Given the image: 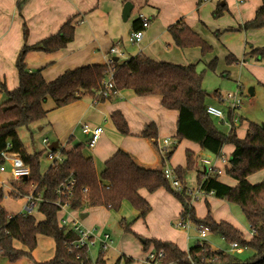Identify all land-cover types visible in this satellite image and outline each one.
<instances>
[{"label":"trees","instance_id":"obj_1","mask_svg":"<svg viewBox=\"0 0 264 264\" xmlns=\"http://www.w3.org/2000/svg\"><path fill=\"white\" fill-rule=\"evenodd\" d=\"M201 0H198L200 3ZM21 1L18 0L19 8ZM224 5H218L212 12L214 18L219 17ZM76 16L67 18L58 30L34 44L25 43L26 27L23 25L24 43L16 59L18 85L7 90L0 81V93L4 99L0 102V152L17 153L29 166L26 179L11 180L13 187L10 196L17 199L32 193L39 195L41 201L37 211L43 216L36 221L28 212L9 214L0 205V256L9 261L21 258L32 259L31 251L36 245V236L42 235L52 239L53 256L44 261H33V264H106L105 251L99 250L94 261L88 257L85 246L71 249L68 243L77 234L66 227L58 225L59 204L66 203L71 210H82L84 207L102 206L117 212L122 202L126 201L137 211L135 218L127 222L119 219L123 231L131 233L140 243L141 250L151 248L163 252V261L167 264H264V178L250 183L247 177L264 169V129L259 123L247 121L243 137H238L231 124L226 132L217 128L211 115L206 112L207 92L202 87L203 71H197L194 64H175L157 61L139 52L124 62L112 60L110 63H92L66 69L54 79L47 81L41 70H28L25 55L28 51L54 52L64 48L73 39ZM141 26V18L136 20ZM242 29L264 28V0L255 10L253 18L241 25ZM175 45L180 48L200 46L202 51L208 50L206 43L184 22H177L167 27ZM264 58V46L251 48L245 58ZM236 58L229 54L226 64L236 63ZM112 69L114 89H129L137 96L159 95L160 103L167 109L176 110L175 141L164 152L157 168L136 164L125 152L117 150L104 163L97 174L91 157L83 153L84 146L76 143L72 147L58 145L53 153L59 151V159H54L47 169L41 173L39 157L42 151L26 152L18 136V128L28 126L46 117L49 109L44 108L48 98L52 99V109L71 104L84 97H91L93 102H102L108 97L97 94L101 81L106 77L108 68ZM235 117L233 110L226 108V120ZM110 119L120 134H128L129 129L123 115L119 111L110 113ZM239 122L242 118H238ZM163 153L157 141V127L153 122L145 124L140 132ZM181 139L197 143L200 149L208 154L219 156L221 148L231 144L233 150L229 156V166L225 173L236 180L234 186L220 182L215 170L209 173H197V185L205 193L211 192L215 198L237 205L251 232L246 240L243 233L229 222L213 219L208 204L204 217L195 216L190 204V196L184 184L185 176L192 171L197 157L185 151L186 164L173 170L174 177L181 185L175 190L165 177L163 169L169 156ZM68 137L66 143H70ZM1 161V158H0ZM69 175L75 178V185L69 194L58 196L55 189ZM163 188L171 193L179 202L181 210L179 219L189 220L199 230L218 234L227 244L235 243L238 247L248 248L253 253L241 260L231 252L223 249H212L205 240H197L187 251L181 250L175 243L156 238H145L131 229V223L137 218H145L150 205L138 193L139 189L147 192ZM2 192H0V200ZM57 200L59 202L57 203ZM14 243L20 244L17 248ZM133 258L119 254L112 264H131Z\"/></svg>","mask_w":264,"mask_h":264},{"label":"crops","instance_id":"obj_2","mask_svg":"<svg viewBox=\"0 0 264 264\" xmlns=\"http://www.w3.org/2000/svg\"><path fill=\"white\" fill-rule=\"evenodd\" d=\"M19 1H21V4L18 8V0H0V81L5 84L7 90H12L18 85L14 61L24 43L23 25H25L27 30L25 43L31 45L44 37L54 34L60 25L72 16H76L72 41L64 48L54 52L28 51L25 55L28 70L40 69L44 78L50 81L66 69L92 63H105L111 47H115L118 50V53L112 56L116 57L118 62H124L131 56L141 52L157 61L182 65L194 64L196 67L197 63L192 62V60L186 63L168 59L171 55L176 56L178 52L170 49L174 47H171L172 42H169L167 38L169 35L167 27L178 20L184 22L192 31L200 34L205 40L209 38V34L212 31L218 32L219 39L226 48V56L229 54L233 55L237 59L236 66H245L251 72L254 68L259 69L258 64L251 62L255 61V58L244 59V54L251 48L264 46V28L245 30L241 28V25L253 18L255 10L261 5V0H201L200 3H198V0ZM125 2H130L132 8L126 19H123L122 9ZM218 5H224L225 7L222 14L214 18L212 12ZM141 17H147L149 25L144 29L143 35L137 44L130 43L128 41L129 33L134 30L135 26L139 25L136 20ZM233 35L235 36V41H232ZM238 35H240V39L237 38ZM128 44H136V48L131 49L127 47ZM160 48L163 50H160ZM253 75L256 80L260 78L255 73ZM237 86L239 85L237 84ZM2 95L0 93V98ZM43 106L49 111L44 118V123L40 124V120L36 121L39 123V128L41 129V127L50 124L51 127H48L53 131L54 141L58 145L70 148L76 143H81L85 147L83 153L92 158L97 174L101 171L103 163L117 150L127 153L139 166L157 168L164 152L175 141L177 112L176 110L163 107L160 103V96L156 94L137 96L129 89H122L117 90L114 95H110L102 102H93L91 97H84L66 106L52 109L53 101L50 103L48 98ZM115 111H119L123 115L129 129L128 134H120L112 123L110 113ZM236 117L242 118V121H237L235 132L238 137H243L247 128V120L240 115L237 116V114ZM149 122H153L157 127V141L159 147L163 149V153L159 151L158 147L150 139L140 135L145 124ZM82 123L91 126L100 125L103 128L100 137L91 150L86 148L89 135L81 131ZM68 137H71L70 143H66ZM164 140H167L168 143L165 144ZM23 148L26 152H33L30 149H26L24 145ZM186 150L192 151L197 157L193 169L195 170L196 187L197 173L200 171L206 172L207 169L200 162L202 158L210 160L214 169H218L217 179L220 182L230 186L236 184V180L225 173V169L229 166L230 153L233 150L231 144L224 145L221 148L220 157H217L203 152L197 143L188 139H181L169 156L166 166L170 169H174L177 166L184 167L186 164ZM0 173L8 174L9 171L7 169L6 172ZM263 178L264 169H261L250 174L247 180L250 183H256ZM189 180L188 172L185 176L184 184L187 188L194 189L188 184ZM3 181L6 189H0V192H2V198L5 199L10 197L13 187L11 181ZM138 193L152 207L149 217L163 214L165 211L168 212L166 219L177 218L179 215L181 210L179 202L175 201L164 189L159 188L152 193L147 192L145 189H139ZM20 200L22 201V206L17 211L2 207L9 214L23 212L26 198L22 197ZM200 200V203H203L202 205L205 204L203 212L197 211L195 202L192 204L196 217L202 218L205 216L207 203L211 208V215L214 220H223L229 222L241 232L244 230L243 224L237 221L239 219L233 215L230 203L215 198L211 194L204 195ZM215 207L217 209H214ZM65 210L72 214H76L79 211L80 222L86 229L97 228L102 230L105 216L108 213V210L102 206L84 207L81 211H73L68 208H65ZM32 211L30 214L36 221L43 219V216L38 211L35 214ZM176 222L174 223L175 226ZM244 224H247L246 221ZM190 225L193 226L192 228H196L193 224ZM166 227L171 230L168 224ZM131 229L133 230V228ZM181 229H183L182 233H171L168 237V230L160 231L158 229L159 233H156L153 230H149L146 226L142 231L144 236H141L170 241L175 243L181 250L187 251L191 246L188 243L189 233L184 231V228ZM39 236L42 235H37L36 241ZM243 236L246 240L251 237L249 227L247 232L243 233ZM14 246L22 248L18 243H14ZM138 248L139 253L132 254L111 246V249H109L113 251L114 259L111 263L106 261V264L114 263L119 254L132 257L133 261L131 264H140V259L144 256L145 251L141 250L140 242L138 243ZM238 250H241V248ZM107 251H105L106 254ZM24 260L26 259H22L21 262Z\"/></svg>","mask_w":264,"mask_h":264},{"label":"rangeland","instance_id":"obj_3","mask_svg":"<svg viewBox=\"0 0 264 264\" xmlns=\"http://www.w3.org/2000/svg\"><path fill=\"white\" fill-rule=\"evenodd\" d=\"M197 33V32H195ZM238 33V32H233ZM169 34V32H168ZM197 35L206 43L208 46V50L202 51L200 46H191L186 48H180L173 43L172 37L170 34L167 36L169 42H172L171 50L178 52L176 56L168 57V59L177 60L180 62H196V70L203 71L202 78V87L207 92V105H213L217 108H220L223 112L224 117L226 118V108L232 110L231 101L232 99L238 100L239 103L234 108L235 116L237 114L245 118L247 121H253L261 124L264 122V58L255 59V61H251L255 64H258L259 69L254 68L251 72L250 69L240 66H236V63L226 64L225 56L227 54L224 43L219 39L218 32L212 31L209 35V40H205L200 34ZM240 39V35L237 36ZM232 41H235V36H232ZM243 41V40H242ZM242 43V42H241ZM137 44V43H136ZM136 44H128L127 47L131 49L136 48ZM158 46V44H157ZM160 50H163L160 48ZM165 50V49H164ZM236 55V54H234ZM254 60V59H253ZM15 63V61H14ZM15 67V66H14ZM227 72V73H226ZM259 75L260 78L257 80L253 75ZM237 84L239 86H237ZM227 94H231L232 97H226ZM4 95L0 98V102L2 101ZM49 102L52 103V99L49 98ZM214 124L217 128L223 132L227 130V126L217 117L211 116ZM237 118V117H236ZM239 118V117H238ZM45 119L40 120V124L44 123ZM239 122V119L237 120ZM236 121V124H238ZM39 123L33 122L28 126H22L18 128V136L23 142V145L26 149H30L31 151H42L39 157L40 164V172L42 173L47 169V167L51 164V159H48L47 153L48 149L46 144L42 142L44 138L47 139L48 143H51L55 140V136L53 135V131L48 127L50 124H47L45 127L39 128ZM42 126V125H41ZM51 127V126H50ZM125 135V134H123ZM85 150V147L84 149ZM86 153V151H85ZM6 172V171H5ZM189 185L194 189L196 188L195 181V170L189 172ZM3 180H12L11 175L8 173H0V189L5 190L6 185ZM163 189V188H162ZM166 191V190H165ZM152 193V192H151ZM175 201L176 198L169 192L166 191ZM22 201L20 198H2L0 200V205L5 209H9L12 211H17L21 209ZM178 202V201H177ZM201 200L195 201L196 209L198 212H203V208L205 204L200 203ZM231 208L233 210V215L236 216L237 221L243 224L242 232H247L248 226L245 223V218L240 210V208L231 204ZM20 207V208H19ZM152 207L150 206V210L145 216V218H137L131 223V228L135 233H139V235H143V230L147 226L149 230H153L156 233H159L163 230H168L169 234H177V232H181L180 227L175 226V222L179 219V215L177 218H167V213L164 212L160 215H155L149 217V213ZM210 213L212 214L211 208ZM214 209H217L215 207ZM74 211V210H73ZM81 211V210H80ZM217 211V210H216ZM33 214L37 212V205L33 208ZM79 211L76 214H72L70 212V216L74 219H77L79 222L81 218L79 216ZM135 211L129 203L124 201L122 206L118 212H114L113 210H108V213L105 216L104 226L102 228L103 232H106L110 235L112 243L111 246L117 248L118 250H122L124 252L137 254L139 253L138 243L139 241L130 233L122 230L121 225L119 224L118 219L123 217L127 222L132 221L135 218ZM148 216V220H147ZM69 217V216H68ZM118 217V218H117ZM98 218V217H97ZM177 219V220H176ZM82 224V222H80ZM171 228L167 229L166 225ZM83 225V224H82ZM193 226H189L184 231L189 233L188 243L189 245H193L197 240H205L211 248L213 249H225L235 255L237 258L241 260H246L252 255V251L248 248H241V250L231 248V244H227L223 238H221L218 234L209 233L204 239L199 238V231L196 228H192ZM111 249V248H110ZM108 249L106 254V261L111 263L114 259L113 251ZM98 244L96 243L94 246H90L88 250L89 258L94 261L96 255L98 253ZM32 259L21 258L19 260L9 261L5 257L0 256V264H33V261H44L48 260L53 256V242L50 238L39 236L36 241V245L34 249L31 251ZM22 259H26L21 262Z\"/></svg>","mask_w":264,"mask_h":264},{"label":"built area","instance_id":"obj_4","mask_svg":"<svg viewBox=\"0 0 264 264\" xmlns=\"http://www.w3.org/2000/svg\"><path fill=\"white\" fill-rule=\"evenodd\" d=\"M148 25H149V19L147 17H141L140 28L136 30H132L129 33L128 41L130 43L139 42L143 35L144 29L147 28ZM116 53H118V50L115 47H111L109 49V53L105 63L107 64L110 63L112 61V56ZM116 92L117 91L114 89L113 72L112 69L109 67L107 70L106 77L101 81V88L97 91V94L103 97H108L110 95H114ZM226 97H232V95L227 94ZM238 103H239L238 100L232 99L231 108L233 111L236 110L234 107L238 105ZM206 112L209 115L217 117L221 121H223L227 125L228 129L231 124H236V121L238 120V118H236L235 116L231 121H227L223 115L222 110L210 104L206 106ZM81 131L84 134L89 135L86 148L88 150H91L95 142L100 137L103 128L100 125L91 126L89 124L82 123ZM42 142L46 144V147L48 149V145L50 143H48L47 139L44 138ZM164 143L167 144L168 143L167 140H164ZM47 157L48 159H51V161L54 159H59L60 153L59 151L53 153L48 149ZM217 157H220V155ZM0 158H1L0 172H5L8 169L9 174L11 175L12 180L14 181H20L27 178L29 174V166L22 161L21 157L17 153L9 152V151H1ZM200 162L203 165H205L207 168L206 172L204 173H209L210 171L213 170H215L216 173H218V169L216 168L214 169V166L210 160L202 158ZM163 171L165 177L169 180L171 186L175 190L179 191L181 189V185L179 184L178 180L174 177L173 170L166 166L163 169ZM74 185H75V178L72 175H69L58 185V187L55 189V193L58 196H64L66 194H69L70 191L73 189ZM186 191L190 196L191 205L193 204V202L202 199L204 195L211 194V192L205 193L204 190L200 189L199 185H197L195 189L187 188ZM25 198H26V204L24 206V211L28 213H30L32 209L38 204V202L41 201V197L39 195L34 196L32 193L25 196ZM58 202L59 200H57V203ZM65 208L66 209L68 208L66 203L59 204L58 225L59 227L71 228L77 234L76 238L68 243V246L71 249H80L85 246L88 255V250L90 246H94L96 243L98 244V249L101 251H106L109 248H111L112 240L108 233L103 232L101 229H97V228L86 229L77 219L71 217L70 212H67ZM190 224L192 223L188 219L184 221L178 219L176 222L177 227L184 229H187L190 226ZM196 229L199 231V238L204 239L207 235V229L203 228L199 230V228L197 227ZM231 248L239 249L240 247H238L235 243H232ZM140 264H167V263L163 261V252L161 250L155 251L149 248L145 251L144 256L140 259Z\"/></svg>","mask_w":264,"mask_h":264},{"label":"water","instance_id":"obj_5","mask_svg":"<svg viewBox=\"0 0 264 264\" xmlns=\"http://www.w3.org/2000/svg\"><path fill=\"white\" fill-rule=\"evenodd\" d=\"M132 8V4L130 2H125L124 5H123V9H122V18L123 19H126V17L128 16L130 10ZM112 60L114 61H117V58L116 57H112ZM261 127L264 129V122H262L261 124ZM58 147V144L56 141H53L51 142L49 145H48V149L50 151L56 149ZM81 217H82V214H81Z\"/></svg>","mask_w":264,"mask_h":264}]
</instances>
